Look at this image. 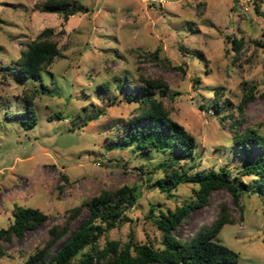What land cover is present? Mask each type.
<instances>
[{"label":"rangeland","instance_id":"rangeland-1","mask_svg":"<svg viewBox=\"0 0 264 264\" xmlns=\"http://www.w3.org/2000/svg\"><path fill=\"white\" fill-rule=\"evenodd\" d=\"M69 1L66 9L73 12L64 20L62 12L45 8V0H0V227L12 221L18 204L48 214L20 240L4 243L7 254L0 264H21L66 209L102 188L123 184L135 186L137 200L125 210L128 219L102 234L99 244L105 238L126 240L132 231L137 241L161 247L152 213L190 200L197 186L179 182L167 196L153 183L165 175L163 163L174 157L179 162L168 169L195 173L226 166L250 187L259 178L239 173L245 153L233 131L248 123L264 134V46L255 42L264 30V0ZM45 26L55 28L58 55L39 79L18 77L20 49ZM232 37L242 39L238 51ZM157 47L170 65L140 54ZM140 73L168 82L163 100L171 117L194 134L193 157L123 140L130 116L139 110L137 100L125 94L139 85ZM250 91L254 96L240 112L239 102ZM31 92L36 122L27 127L22 120ZM155 94L160 97L158 90ZM214 97L217 108L211 106ZM242 115L244 122L236 123ZM262 196L244 190L240 209L225 189H213L208 203L193 208L175 235L187 239L225 199L237 220L225 223L213 239L238 257L220 264H264ZM87 213L84 208L78 220Z\"/></svg>","mask_w":264,"mask_h":264},{"label":"trees","instance_id":"trees-1","mask_svg":"<svg viewBox=\"0 0 264 264\" xmlns=\"http://www.w3.org/2000/svg\"><path fill=\"white\" fill-rule=\"evenodd\" d=\"M69 2L45 0L44 5L47 10L62 12V17L66 20L73 12L66 9ZM255 42L264 46V30L261 39H255ZM231 43L233 49L238 51L242 39L232 37ZM159 49L157 47L151 51L142 50L140 54L147 58L163 60L170 65L167 56H159ZM59 51L55 28L45 26L35 38L27 41L20 49L15 72L20 78L39 79L41 70L51 65ZM139 77V85L125 94L127 99L137 100L139 110L130 116L127 122L128 133L123 140L133 141L136 148L157 147L162 150L175 148L180 158L193 157L197 145L194 134L171 117L170 107L163 100V96L168 93V82L160 77L145 76L143 73H140ZM125 80L128 82V78ZM156 90L160 97L156 96ZM215 91L217 95L219 87ZM33 95L34 92H31L27 96L25 116L22 120L27 127L36 122ZM253 96L251 91L242 96L238 105L240 112L242 104ZM211 106L214 108L219 106L217 97H214ZM236 120H234L236 123L244 122V116ZM233 139L238 148L245 153L244 165L239 169V173L242 175L256 173L259 176L253 187L232 175L226 166L217 170L209 168L189 173L185 170L179 172L167 168L178 163L179 157L163 163L165 175L153 183L167 196L172 195L171 189L179 182L190 181L197 186L190 200L183 201L173 209H159L158 214L152 213V220L160 232L161 247L148 240L137 241L132 231L126 240L105 238L104 243L99 244L102 234L128 219L125 210L137 200L135 186L123 184L114 188H102L81 203L66 209L63 220L50 224L46 239L37 245L21 264H220L236 261L238 253L234 249L213 239L225 223L237 220L232 205L225 199L218 202L211 220L201 224L187 239L181 240L175 235L178 224L188 220L193 208L208 203L209 194L213 189H225L230 194L232 203L240 206V209H242L240 197L244 190L257 191L259 195H263L264 205V134L250 124L244 123L242 129L233 131ZM84 208L88 213L78 220ZM47 219L48 214L38 207L16 205L12 211V221L7 226L0 227V257L7 254L5 242L13 238L20 240L26 230L36 228ZM75 220L78 222L73 227ZM85 247L87 249L81 252ZM80 252L81 254L77 256Z\"/></svg>","mask_w":264,"mask_h":264}]
</instances>
